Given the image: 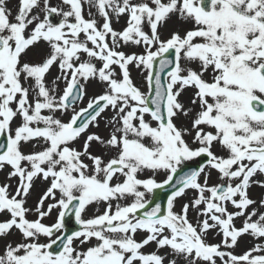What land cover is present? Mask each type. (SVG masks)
<instances>
[{
  "label": "snow or ice",
  "instance_id": "obj_1",
  "mask_svg": "<svg viewBox=\"0 0 264 264\" xmlns=\"http://www.w3.org/2000/svg\"><path fill=\"white\" fill-rule=\"evenodd\" d=\"M0 264H264V0H0Z\"/></svg>",
  "mask_w": 264,
  "mask_h": 264
},
{
  "label": "rangeland",
  "instance_id": "obj_2",
  "mask_svg": "<svg viewBox=\"0 0 264 264\" xmlns=\"http://www.w3.org/2000/svg\"><path fill=\"white\" fill-rule=\"evenodd\" d=\"M13 2H15V0H13Z\"/></svg>",
  "mask_w": 264,
  "mask_h": 264
}]
</instances>
